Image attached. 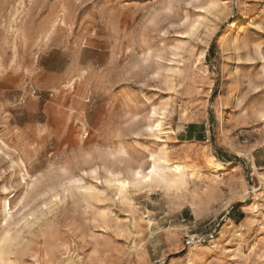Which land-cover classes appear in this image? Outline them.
Wrapping results in <instances>:
<instances>
[{
    "label": "rangeland",
    "instance_id": "374dc122",
    "mask_svg": "<svg viewBox=\"0 0 264 264\" xmlns=\"http://www.w3.org/2000/svg\"><path fill=\"white\" fill-rule=\"evenodd\" d=\"M0 248L264 264V0H0Z\"/></svg>",
    "mask_w": 264,
    "mask_h": 264
},
{
    "label": "bare ground",
    "instance_id": "6f19581e",
    "mask_svg": "<svg viewBox=\"0 0 264 264\" xmlns=\"http://www.w3.org/2000/svg\"><path fill=\"white\" fill-rule=\"evenodd\" d=\"M234 42H236V40ZM233 45H234V43H233ZM156 127L158 128V127H160V125L157 124ZM162 174H163V171L160 169L158 161H153L152 166L147 173L143 174L140 170L139 171L138 170L132 171V173H131V177L133 178L132 185L136 186V184H138V183L151 184L154 182L160 183V184H166L167 181H165V178H164V176H162ZM127 186H129V183L124 180V181L117 182L116 188L120 191V190H125ZM4 204H5V209L7 206L9 208L10 204H9L7 198L4 199ZM9 238H10V236L7 235L3 241H7ZM215 242H216V240H215ZM213 244H214V242H213ZM0 254H1V248H0Z\"/></svg>",
    "mask_w": 264,
    "mask_h": 264
},
{
    "label": "snow or ice",
    "instance_id": "6c2138e0",
    "mask_svg": "<svg viewBox=\"0 0 264 264\" xmlns=\"http://www.w3.org/2000/svg\"><path fill=\"white\" fill-rule=\"evenodd\" d=\"M6 198V197H5Z\"/></svg>",
    "mask_w": 264,
    "mask_h": 264
}]
</instances>
